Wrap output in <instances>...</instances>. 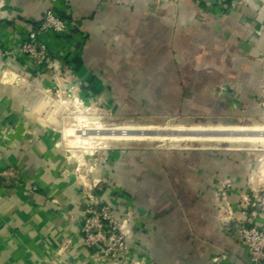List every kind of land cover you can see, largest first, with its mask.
<instances>
[{
	"label": "crops",
	"instance_id": "obj_1",
	"mask_svg": "<svg viewBox=\"0 0 264 264\" xmlns=\"http://www.w3.org/2000/svg\"><path fill=\"white\" fill-rule=\"evenodd\" d=\"M157 2L56 0L72 31L65 42L53 34L42 40L62 54L61 68L80 80L83 98L109 102L118 114H262L264 0H230L226 14L207 15L197 0ZM51 4L0 0V264H111L83 240L92 198L128 221L129 252L117 264H207L221 256L215 264H254L236 220L224 221L220 190L234 180L235 219L264 230V216H250L255 208L245 205L255 167L249 154L121 145L105 151L101 186L81 180L45 114L43 88L53 76L17 48Z\"/></svg>",
	"mask_w": 264,
	"mask_h": 264
},
{
	"label": "rangeland",
	"instance_id": "obj_2",
	"mask_svg": "<svg viewBox=\"0 0 264 264\" xmlns=\"http://www.w3.org/2000/svg\"><path fill=\"white\" fill-rule=\"evenodd\" d=\"M158 5L165 2L175 3L177 0H156ZM201 5L200 14H215V11L220 8L222 13L226 14L227 9H229L230 0H197ZM160 7V6H159ZM161 8V7H160ZM219 14V13H218ZM42 74H50L51 78L54 76L53 71L42 70ZM68 77H71L65 70L61 71L58 78H52L54 84L53 86H45L43 88V93L47 98V104L45 106L46 116L54 117V121L58 124L59 137L58 141L67 146L69 152V157L74 164V170L81 177V180L87 179L91 183L101 186L99 184L100 179L97 172L100 169V163L103 160V156L106 150H111L113 148H119L121 145H126L127 148H134L138 150H159L162 152L167 151H189L192 150H206L205 152H212L218 154H229L239 152L243 156L249 154V157L254 161L255 167L253 168L251 175L247 178V190L251 197V203L256 202L259 204L264 199V141H249V140H142L135 141H121V140H97L94 139L89 145L84 147L75 146L76 140L75 136L66 137L64 135V130L67 127L76 126L78 124V117L83 115H92L98 118L104 127H115L121 126H149L156 125L160 127H194V126H217V125H245V126H264V90L259 96L258 106L262 109V114L259 116H223L222 118H214L211 116L205 117H180V116H150L144 114L140 111L129 112L128 114H118L116 110L113 109V104L102 103L99 100H86L83 98L81 93V82L80 80L72 81ZM48 78V77H47ZM227 91V88L223 89ZM48 118V117H47ZM70 125V126H69ZM164 143V144H163ZM80 145V144H77ZM98 148V149H97ZM105 148V149H102ZM234 184V180L226 179L221 183L220 190L223 194L222 202L229 207L231 206L229 201V193ZM260 202H258V199ZM257 199V200H256ZM251 206V205H249ZM89 207H108L114 220H118L117 216L114 214L113 206L108 203H104L96 198H92V204ZM228 207L227 213H229V219L224 220L225 223L229 221L236 220L237 234L241 243L240 229H242V223L249 222L256 224L255 222H250L247 219H235L234 213ZM255 208V207H254ZM257 211L262 213L260 207ZM222 210V209H221ZM260 216V215H257ZM116 221V222H117ZM122 223V221H119ZM128 223V221H127ZM257 225V224H256ZM258 226V225H257ZM128 235L126 232L124 237L119 239L120 234L116 233V241H113L109 246H104L103 250L97 252V255L103 258L105 261L111 264H117L119 260L123 258L124 255H128ZM122 243V244H121ZM254 264H264V261H259V263L252 262Z\"/></svg>",
	"mask_w": 264,
	"mask_h": 264
},
{
	"label": "built area",
	"instance_id": "obj_3",
	"mask_svg": "<svg viewBox=\"0 0 264 264\" xmlns=\"http://www.w3.org/2000/svg\"><path fill=\"white\" fill-rule=\"evenodd\" d=\"M46 8L43 13L41 22L34 29L29 30L20 43H18V51L25 54L29 60L42 70L53 71L54 78H58L61 74L62 54L53 52L49 46L42 40L43 37L53 34L65 42L66 37L72 31V26L61 14L57 13L54 8V2ZM67 71V70H66ZM68 72V71H67ZM257 198L256 196H254ZM258 202H260V199ZM256 199V200H257ZM245 205L255 207V210L250 212V216H264V199L257 204L251 203V198L245 197ZM260 207L262 213H258L256 207ZM114 220L108 207H88L85 211L84 223L82 226L83 240L85 245L97 252L104 251V246H109L113 241H116V233L120 234L119 239L126 235L127 220ZM241 240L249 249V254L252 262L259 263L264 261V230L253 223H242L240 229ZM122 244V243H121ZM98 254V253H97ZM222 258L225 256H221ZM221 257H214L207 264L217 263Z\"/></svg>",
	"mask_w": 264,
	"mask_h": 264
},
{
	"label": "bare ground",
	"instance_id": "obj_4",
	"mask_svg": "<svg viewBox=\"0 0 264 264\" xmlns=\"http://www.w3.org/2000/svg\"><path fill=\"white\" fill-rule=\"evenodd\" d=\"M76 126L67 127L64 130L66 137L75 136V146L84 147L97 140H249L264 141V126L245 125H217V126H194V127H160L149 126H115L104 127L97 117L81 114ZM70 126V125H69ZM80 144V145H77ZM164 144V143H163ZM98 149V148H97ZM103 149V148H102Z\"/></svg>",
	"mask_w": 264,
	"mask_h": 264
}]
</instances>
